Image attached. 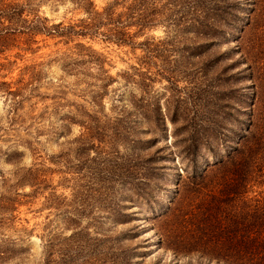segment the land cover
<instances>
[{"label": "rangeland", "instance_id": "1", "mask_svg": "<svg viewBox=\"0 0 264 264\" xmlns=\"http://www.w3.org/2000/svg\"><path fill=\"white\" fill-rule=\"evenodd\" d=\"M200 14L191 0H0V264H186L159 242L179 167L160 156L207 136L212 107L235 128L249 82L235 40L193 30Z\"/></svg>", "mask_w": 264, "mask_h": 264}, {"label": "trees", "instance_id": "2", "mask_svg": "<svg viewBox=\"0 0 264 264\" xmlns=\"http://www.w3.org/2000/svg\"><path fill=\"white\" fill-rule=\"evenodd\" d=\"M239 1L191 0L192 8L202 13L193 18V30L210 41L235 40L230 50L238 58L231 64L244 63L238 77L249 82L241 86L235 128L222 131L216 116L229 110L212 107L208 114L216 125L207 128V136L194 135L181 148L160 156L172 152L179 167L168 202L154 210L159 242L178 261L189 259L186 264H264V0ZM9 12L16 17L19 6ZM92 20H80L78 31L95 25ZM17 27L23 32L22 24ZM69 29L75 31V24L61 23V32ZM200 143L211 152L202 163ZM215 145L221 151H214ZM145 186L142 196L152 204ZM118 259L112 258V264H124L123 257Z\"/></svg>", "mask_w": 264, "mask_h": 264}]
</instances>
